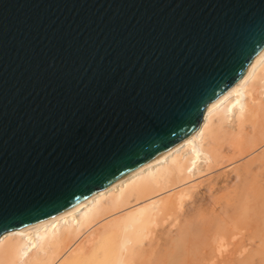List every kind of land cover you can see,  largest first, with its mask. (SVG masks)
Returning <instances> with one entry per match:
<instances>
[{
    "label": "water",
    "instance_id": "1",
    "mask_svg": "<svg viewBox=\"0 0 264 264\" xmlns=\"http://www.w3.org/2000/svg\"><path fill=\"white\" fill-rule=\"evenodd\" d=\"M264 50V0H0V236L160 157Z\"/></svg>",
    "mask_w": 264,
    "mask_h": 264
},
{
    "label": "bare ground",
    "instance_id": "2",
    "mask_svg": "<svg viewBox=\"0 0 264 264\" xmlns=\"http://www.w3.org/2000/svg\"><path fill=\"white\" fill-rule=\"evenodd\" d=\"M263 145L264 50L250 61L231 87L206 107L198 128L166 153L65 213L1 235L0 264H136L138 260L147 264L141 249L153 237L151 229L171 218L172 212H178L186 202L193 203L189 190L196 185L191 181L211 167L227 169L247 158L241 168L230 170L229 186L218 188L222 191L211 202L215 211L208 226L201 225L203 220L199 217L195 222H190L192 217L187 219L189 222L180 221L163 262L173 264L175 254L190 235H196L190 242L191 249H208L211 243L207 242V234L211 232L208 238L214 245V240L221 242L224 224L231 220L232 211L239 213L237 207L233 210L234 202L253 201L264 207V151L248 158ZM239 184L243 191L237 193L235 186ZM175 189L178 190L172 192ZM246 208L243 211H248ZM198 211L201 213L202 208ZM237 221L234 217L233 227ZM180 222L175 220L174 225ZM262 249L264 241L253 248L257 252ZM154 257L153 253L152 259L158 258Z\"/></svg>",
    "mask_w": 264,
    "mask_h": 264
},
{
    "label": "rangeland",
    "instance_id": "3",
    "mask_svg": "<svg viewBox=\"0 0 264 264\" xmlns=\"http://www.w3.org/2000/svg\"><path fill=\"white\" fill-rule=\"evenodd\" d=\"M262 151H264V148L262 149V147H260V149L258 151H256L255 154H253L252 156H250L248 158L251 159L252 157L257 156ZM246 161H247V158L240 160L238 162L239 165L237 163H235V164L227 167V169L223 168V169L217 170L216 168L212 169V167L209 170L204 169L205 171H203L200 174L201 176L199 175V176H197V178H195L191 181L192 183H195L194 186L196 185L195 187H193L189 190L191 192V194L193 193L192 194L194 197L193 203L191 204L190 203L191 201L186 202L181 207L182 209H179L178 212H177V210L172 212L171 218L160 222L159 224H161L162 226L158 224L156 226V228L151 229V232L153 233L152 234L153 237H150L149 239L146 240V244L144 246H142V248L143 249L145 248V249L144 250L141 249L142 254L140 253L141 256H145V258L148 260L147 264H150L151 262H152L151 264H158V263L164 264L163 261L165 259H167L166 256L168 257V254L170 253V251L168 253V250H169V243L168 242H170V239L177 233L176 229H178L181 222H184V220L189 222L188 221L189 218L192 217L193 220L190 219V222H195L196 220L198 221V219H196V218L199 217V219L200 220L202 219L204 222V223L202 222L201 225H203L204 227L208 226L209 220L211 219L210 216H212L211 213L215 211L214 204L211 203L212 200L217 198V196L219 197L221 191L225 187L229 186L230 172L237 167L241 168ZM224 185H226V186H224ZM242 187L243 186H241V184L237 185V187L235 186L236 192L237 193H238V191L242 192L243 191ZM218 188L219 189L223 188V189L219 190ZM178 189H175L172 192H176V190H178ZM207 190H209V192ZM163 196H165V195H163ZM235 204L236 205L238 204L239 206L238 205L235 206ZM210 206H212V207H210ZM246 206L248 208H246ZM236 207L238 208V209H236V212H237V210H239V213H235V211H232L233 217L231 216V220L228 219V221L226 222L227 224L226 223L224 224V227H223V230H224L223 234L224 235H222L223 240L221 242L216 243L214 240L215 245L213 244L212 240L210 242L211 238L210 239L208 238L209 236H211V232H210L209 234H207V235H209L207 237V242L209 241V244L211 243L210 244L211 247H209V244H208L209 250L206 248V246H204L205 248L202 247L199 249H191V247H190L191 243L190 242L194 240L193 238L196 237V235L195 236L190 235V237L185 242L186 244L184 243L185 245H183L182 249H179L178 252L175 254L173 264H264V250L263 249H262L263 251L258 250V252L256 250H253L255 245H257V244L260 245L264 241V213H263L264 207L259 202H253V201H248V202L246 201L245 203L243 201L234 202L233 203V210H235ZM244 207L246 209H248V211H246V210L243 211ZM198 208L199 209L202 208L201 213H200V211H198ZM258 209H260V210H258ZM242 212L243 213L245 212V214H242ZM197 213L200 214V216ZM239 214L240 215L242 214L243 216L240 217ZM250 214H252V216H250ZM194 215H195V217H193ZM234 215H236V216H234ZM200 217H203L204 219L200 218ZM234 217H235V219L237 218L238 224L234 223L235 225L233 227L232 223L234 221ZM223 218L225 219L226 217H223ZM243 218H244V220H243ZM207 219H208V221H205ZM175 220H177V222H180V221L181 222L179 224L174 225ZM163 222H164V224H162ZM240 223H244L245 226L239 225ZM261 224H263V225H261ZM230 226L232 227V230H229ZM171 230H172V232H171ZM163 233H165V234L163 235ZM154 234H155V236H154ZM171 234H173V235H171ZM156 235H157V237H156ZM165 237L167 238V240ZM255 241L257 244L255 243ZM258 241L261 243H259ZM163 243H165V244H163ZM159 244H160V246H159ZM146 250H147V252H146ZM254 251H256L257 254ZM155 252L157 254H155ZM153 253L155 256L154 258L158 257L155 260L152 259ZM260 253H262L263 255ZM182 260L185 262H183ZM154 261H155V263H153ZM158 261H160V262H158ZM136 264H140L139 260Z\"/></svg>",
    "mask_w": 264,
    "mask_h": 264
}]
</instances>
